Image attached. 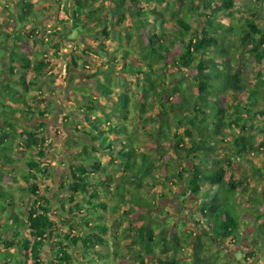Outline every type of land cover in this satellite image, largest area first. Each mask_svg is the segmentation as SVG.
I'll list each match as a JSON object with an SVG mask.
<instances>
[{
	"label": "trees",
	"instance_id": "trees-1",
	"mask_svg": "<svg viewBox=\"0 0 264 264\" xmlns=\"http://www.w3.org/2000/svg\"><path fill=\"white\" fill-rule=\"evenodd\" d=\"M103 1L75 0L76 9L72 12L76 23L75 28L78 29L79 34L84 36L96 34L90 23L101 24L102 34L109 37V33H113L112 40L115 46L98 42L97 47L100 52H97L91 47H94L96 44L94 42L98 40L94 38L93 41H90L85 38L87 45L81 48L82 55L71 57L69 62L75 68L78 67V60L90 64L87 58L91 57V52H93L92 57L100 64L99 70L102 73L94 78L95 90L99 98H92L82 93L74 95V98L76 97L86 109L83 116L84 123L91 131L85 133L89 135V139L85 145H82L78 153L79 166L73 165L72 182L69 188L75 194L77 192L88 194L90 199L87 200V203L89 206L102 211L105 210L103 199L98 202L92 200L98 197V191L93 186L104 179L107 183L106 186L104 185L105 191L113 194L118 202V180H113L112 175L108 172L103 174L105 177L99 174L106 169L107 165L97 157L100 154L109 159L118 156V164L110 165L109 172L118 170L122 182L129 177L130 180L140 183L143 187L156 188L158 192L149 198L148 203L144 196L133 193L131 198H128L130 195L127 194L123 205L127 202L131 206L141 208L142 211H150L156 206L149 202L154 198L165 196L166 189L171 193L170 184H176L174 179L184 180L186 174L187 196L196 206L190 215L196 228L185 233L181 228L175 226L174 231L169 232L172 226L164 225L167 223L164 221L163 226H160L157 235L154 236V228L160 225L156 220L158 217H164V214H159V216L155 214L154 217L144 216L145 221L134 228L135 236L131 240L134 244L139 245L137 251L144 252L142 254L136 251L140 264L146 262L144 255H155L154 249L158 247L165 248L163 252L169 250L171 252L169 257L164 256L163 258L162 254L158 256L156 258L158 264H177V262H171L170 259L178 255V248H181L182 242L187 246L190 257L183 264H228L229 258L221 257L217 248L220 245L239 243L240 222H244V220L241 216L242 212L239 211V205L243 201H240L241 203L238 201L240 193L236 186L237 183L233 180H225V175L227 169L235 163L240 169H242L243 163H250L252 152L258 153L260 150L264 156V124L263 132L260 134L258 132L250 133L248 126L241 123L244 119L240 115L242 110L251 114L253 108L259 103H261V108L257 113L264 115V89L259 91L260 94L258 97L256 96L257 98L255 97L253 100L247 98L242 101L240 95L248 93V87L242 74L236 69L237 62L231 55V45L228 41L229 36L236 37L239 45L246 49L245 51L255 62H262L264 60V20L250 17L240 25L230 26L234 0H177L182 3V16L174 20L175 25L172 23L169 25L161 12L155 6L150 5L153 1L161 2L162 0H113L108 11L116 16V20L115 22L108 20L109 23H107L103 17L107 12L102 4ZM142 3H146V5L144 6ZM33 6L34 4L30 1H20L16 11L17 19L21 20L20 29L11 33L3 32L5 35L1 37L3 41L7 39L12 42V50L9 54V72L12 82L0 90V120L2 123L0 125V201L5 202L4 205H0L2 213L0 215V244L5 249L2 251L3 258L0 257V264H105L100 261V258L86 259L76 252H74L76 260L78 257L80 259L72 260L68 251L70 246L80 245L81 252L85 253L95 246H106L105 240L93 230L105 233L107 228L105 224H94L92 232L82 236L74 234L71 228L74 225L80 227L81 224L89 227L86 217L76 218L79 220L74 221L65 213L63 218L65 226L63 225V227L53 220L47 204L44 202L45 196L38 194L37 183L40 182L42 174L45 172L43 164L30 159L27 162L28 172L22 175L25 183H31L29 192L34 196L33 208L25 218L12 208L13 196L5 190L6 185L5 187L3 185L5 180L16 181L15 176L12 175L18 166L12 163V153L14 151H31L41 145L40 142L43 141L39 131L32 129L22 130L16 135L12 134L15 129L13 120L19 118L27 120L30 117L45 119L47 117L48 105L33 107L29 106L26 100L30 85L34 84L33 81L27 79L26 73L30 72L34 76H40L51 66L49 56L43 55L44 57L39 61L32 62L27 46L22 49L23 35L31 34L30 25L35 22ZM126 14L132 22L134 31L142 29V37H134L132 30L125 29L126 26L131 27V22L130 24L126 23ZM81 15H85L86 18L81 19ZM195 15L197 16L196 22L199 23L200 19L203 23L200 28H193L190 24ZM224 21L228 26H225ZM116 27L118 29L114 31ZM165 37L172 39L171 45L175 43L182 45V50L177 55L171 54V45L164 41ZM130 45L139 49L140 59L133 54ZM18 51L26 58L18 59V53H16ZM182 69L195 70L189 79V85H184L183 80H170L175 79L171 74L166 76L169 70L179 72ZM67 70V73L70 74L71 70L69 68ZM125 74L135 78V86L141 91L142 100H137L135 104L137 119L143 121L154 116L158 128L152 132L153 138L157 143L167 142L170 150L172 141L177 140L173 143V151L177 155L182 152L186 159L190 158V164L187 163L184 169L175 172L169 171L170 174L164 176L162 157L170 150L164 149L162 146L158 148L161 157L152 160L144 152L138 153L131 139L128 142L118 143V145L115 143L121 137L122 132L125 134L127 132V124L126 126L121 125L119 128L118 125L121 120H125L127 123L128 109L127 101L124 99L126 94L123 93L125 86L123 84H116L114 88L110 86L115 75L117 78L120 76L122 82ZM174 82H177L175 87L170 89ZM20 87L24 91H21ZM75 91L79 90L76 88ZM166 93L169 94L166 95ZM253 93L255 92L250 91L248 95H253ZM39 95L40 93L36 95V99ZM174 98H177L178 101H173ZM145 99L149 101L148 105L143 103ZM102 115L106 118L99 122L98 119ZM112 119L116 122H113ZM114 123L117 125L114 126ZM45 125L42 121L36 127L39 129ZM235 127H239L241 132L236 133L231 130ZM226 129L234 134L232 142L224 141V137L220 135ZM179 130H182L183 136L190 139L191 145L187 146L183 137L177 134ZM171 131L173 132L171 133ZM222 144L229 147L227 149L230 150L229 158H209V155L215 153V148ZM88 149L93 151L91 158L94 175L99 172L96 177L97 181L93 184L90 183L91 177L83 165L84 161H87L85 155H87ZM43 153V150H38V155L42 156ZM260 161H262L261 166L245 170L254 185H251L248 190L244 188L243 191L246 192L241 193L242 195L247 193L244 197H249L251 204L257 206L256 210L254 205L250 208L252 212L249 215L254 219H259L260 213L264 212V158H261ZM166 164L167 162L164 165ZM7 166L11 171L3 173L1 169H5ZM75 171L78 172L77 176L74 175ZM162 176L164 177L161 179ZM160 180H167L170 184ZM109 181L110 183H108ZM88 186H92L89 192ZM73 195L68 198L56 196L55 200L62 211H64L66 201L73 202ZM185 208L187 207L185 206ZM245 214L243 213V215ZM72 219H75V216H72ZM20 230L24 232V235L19 233ZM256 230L255 233L249 232L247 236L243 235L250 247L247 252L242 254L241 259L237 260V264H253L256 253L264 252V237L260 235V229ZM191 237H195L194 242L190 240ZM203 241L206 245L211 244L215 247L214 252L205 249ZM15 247L20 258L10 251ZM45 248L51 250L49 255L45 254ZM95 255L100 256L99 253H95ZM162 258L163 260H161ZM251 258L253 262H250Z\"/></svg>",
	"mask_w": 264,
	"mask_h": 264
},
{
	"label": "rangeland",
	"instance_id": "rangeland-1",
	"mask_svg": "<svg viewBox=\"0 0 264 264\" xmlns=\"http://www.w3.org/2000/svg\"><path fill=\"white\" fill-rule=\"evenodd\" d=\"M21 0H0V10L3 9L4 6L7 7L8 14L4 13L3 10L0 11V33L8 32L11 33L14 31L13 23L16 21L17 27H20V19H16V10L18 8V3ZM31 1V0H25ZM34 1V0H33ZM113 0H104L102 4L106 8L107 12L104 13L103 17L109 23L108 20H112L115 22L116 16H113L108 8L113 4ZM33 12L35 14V22L31 24L30 30H32L31 34L27 36L23 35V43L27 46V50L29 51L30 57L32 58V62H37L43 55H47L50 57L51 66L48 71H43L40 76H34L30 72L26 73L27 79L33 81L34 84L30 85L29 94L27 96V104L33 107H40L48 105L47 117L45 119H40L38 117H30L27 120H22L19 118L18 120H13L14 131L12 134L16 135L18 132L22 130H35L39 131L40 137L43 139L41 145L37 148L32 149L31 151H14L12 153L14 165H17L14 174L15 182H8L5 180L3 185L5 190L10 192L13 196V209L18 211L22 217H26L27 213L33 208V200L34 196L29 192V188L31 183H25L22 175L25 172H28L27 162L30 159H34L44 166V173L40 179V182L37 183L38 186V194L40 196H45L46 200L44 202L47 204L49 214L51 218L56 222L60 223V226H65L64 223V214L70 216L71 220L76 221V218L86 217L88 220V226L83 224L80 227L73 226L71 229L74 234L87 235L92 232V227L94 224H105L106 231L105 233H100L97 230H93L96 234H100L99 236L105 240L106 246H95L92 250H89L87 253L84 251L81 252V246H70L68 251L72 256V260H76L75 253H80V256H84L86 259L91 258H100L101 262H105V264H140V259L137 257V252L144 253L140 251L139 245L134 244L131 240L133 236H135V229L140 224L145 221L144 216L148 215V217L159 216V214H164V217H158L156 220L160 223L159 227L154 228V236L157 235L158 229L160 226L162 227L163 222L167 223L164 225L172 226L169 232L174 231V227L178 226L181 228L183 232L186 233L188 230H194L196 225L193 223L191 219V213L196 209L192 199L188 198V192L186 190L187 182L184 180H177L175 185L170 184L169 181L165 180L167 184H170V192L165 190V196L158 197L157 199H153L149 202V204H154L156 206L153 210L142 211L141 208L131 206L124 201L126 200L127 194L128 198H131V194L137 193L139 196H144L147 198V203L149 198L154 194H157V189H151L147 186L141 185L140 183L127 179L122 182L121 177H119L120 172H109L110 165L118 164V156L114 159H109L104 157L103 154L97 156L100 158L101 162L106 164L105 170L102 173H99L102 177H105L103 174L108 172L112 175V179L118 180L117 185L119 186L117 192L118 202L114 198L113 194L107 193L104 187L107 185L104 179L97 182L93 187L98 191V197L92 200L93 202H98L100 200L105 202V210L98 211L99 208L93 209L92 206H89L87 200H89V196L86 193L77 192L76 194L70 190L71 185V177L73 176V165H78L80 162L78 161V153L82 145H85L89 139V135L85 133L87 131H91L88 125H85L83 116L86 113V109H84L81 102L74 98V95L77 96L78 93H82L91 96L92 98H99L95 90V81L94 78H97L99 75H102L99 70V63L93 59V52L91 57H88L87 60L90 64H85L81 60H78V67L75 68L69 64L71 61V57H76L82 55L81 48H84L87 43L85 38L90 41H93L94 38L98 41L94 47L91 49L100 52L97 47V43H105L111 46H115L113 38V33L110 32V36L107 37L102 34L101 24H97L91 22L90 26L93 27V30L96 31V34L91 35H82L79 34L77 28H75V20L73 19L72 12L76 9L75 0H35L33 2ZM144 6L146 3H142ZM150 5L155 6L161 14L164 16V20L167 21V24H174V20L182 16V3L177 0H162L161 2L153 1ZM94 11V10H93ZM13 12L14 15L11 13ZM11 16L14 21L11 20ZM256 18L258 20H264V0H234L233 7V16L230 26L240 25L247 18ZM85 15H81V19H85ZM127 21L126 23L130 24L131 20L126 14ZM150 20H152L150 18ZM197 16L195 15L190 24L193 28H200L203 26L202 21L199 19V23L196 22ZM105 23V24H107ZM225 26H228L227 22L224 21ZM175 25V24H174ZM107 26V25H106ZM108 29L111 28L108 25ZM117 27L116 30L117 31ZM127 31L132 30V34L135 36H143L142 29L138 31H134L132 22L131 27L125 28ZM72 39V40H70ZM0 88L4 85H8L7 80L12 78L11 75L8 74L7 64L4 60V55L7 53L5 51V45L2 43V39H0ZM172 40V39H171ZM169 37H165L164 41L168 44L171 42ZM134 42V39L132 40ZM145 43V40L143 41ZM231 45L232 57L237 62L236 69L242 74L243 80L248 87V93H242L240 95L242 101L250 98L253 100L258 94H260V90L264 89V60L260 63L255 62L254 59L245 51L246 49L239 45V41L236 37L229 36V41ZM114 44V45H113ZM123 45H126L122 43ZM58 45V47H56ZM171 45V44H170ZM8 46V45H7ZM91 46V45H90ZM131 46V45H130ZM182 45L179 43L172 44L171 54L177 55L182 50ZM132 52L135 54L137 58L140 59V54L138 53L139 49L136 46H131ZM17 58H26L20 51L16 52ZM6 56V55H5ZM118 57V55H117ZM2 58V59H1ZM93 64V65H92ZM92 65V66H91ZM94 66V67H93ZM70 69V74L67 73V69ZM96 70V71H94ZM195 73L193 69H182V71L174 72L173 70H169L166 76L171 74L175 79L170 80H183L184 85L190 84V77ZM124 77V76H122ZM121 77L117 78V75L114 76L113 82L110 87H115L116 84H123L125 87L123 88V93L126 94L124 99L127 101V123L125 120H121L118 128L121 125L126 126L127 124V132L121 133V137L115 142L118 143L128 142L133 140V144L136 147V151L144 152L154 160L157 157H161L159 155L160 146L164 149H169L168 143L164 141H160L159 143L155 142L153 138V133L157 128L156 118L150 116L145 120L137 119L135 104L137 100L141 99V91L139 88H136V80L129 74H125L121 82ZM132 82H134L132 84ZM177 82L170 87H175ZM10 85V84H9ZM80 87V88H79ZM191 87V86H190ZM79 91H75V89ZM85 88V89H82ZM3 89V87H2ZM1 90V89H0ZM21 91H24L23 88L20 87ZM255 92L253 95H248L249 92ZM38 99H36V95L39 94ZM169 93H166L168 95ZM256 97V98H257ZM229 97L227 96V99ZM44 101H40V100ZM40 101V102H39ZM175 102L178 99L174 98ZM144 104H149V101L145 99L143 101ZM261 103L257 104L255 108H253V112L250 114L245 110L240 112V115L243 116L242 124H246L248 126V131L250 133H261L263 132V124H264V115H260L257 111L261 108ZM146 105V106H147ZM88 113V112H87ZM96 115V114H95ZM97 116V115H96ZM98 117V116H97ZM172 117V115H171ZM1 118V117H0ZM23 118V117H22ZM105 116H101L98 120L102 122L105 120ZM152 118V119H151ZM24 119V118H23ZM94 120V119H92ZM113 122H116L112 119ZM44 122L45 127L39 129L36 127L39 123ZM0 125H2L0 120ZM106 125V124H105ZM117 124L114 123V126ZM173 130V128H172ZM231 130L237 132H241L239 127L232 128ZM173 131H171L172 133ZM178 135H181L184 139V142L187 146L191 145V141L189 138L183 136L182 130H179ZM224 137V141H231L234 138V134L224 130L221 134ZM172 141V149L164 155L162 168L164 169L165 174H170L169 171L175 172L176 170H182L186 167V164H190V158L186 159L184 157V153L180 152L178 155L173 151L174 142ZM106 145V143H105ZM41 148V149H40ZM229 147L222 144L215 148V153L213 155H209V158H229L230 150H227ZM38 150H43L42 156L38 155ZM100 153V152H99ZM93 151L91 149L87 150V155H85L86 160L83 165L85 170L89 173L91 179L90 183L93 184L97 181L96 173L94 175V171L92 170V157ZM252 159L250 163H243L241 168H238V164L231 165L227 169L225 180L234 181L237 183V189L239 191L238 201H243L239 205V211L242 212L241 216L243 217L244 222H240V239L239 243L236 245H220L217 249L220 251V256H226L229 258L228 264H237V260L241 259L242 254L249 250V244L246 243V240L243 238V235L249 232L257 231L256 229H260V235L264 237V212L260 213L259 219L252 218L249 214H251L250 208L254 205L255 210L257 206L255 204H251V201L248 198L244 197L247 193L241 194L244 188L250 189L251 185H254L251 177L245 172V170H249L253 167H259L262 165L261 158H264L262 152L259 150L258 153L252 152L250 156ZM165 162H167L166 165ZM170 169V170H169ZM3 173L10 172L11 169L7 166L5 169H1ZM112 171V169H111ZM74 175H78V172L75 171ZM231 175V176H230ZM41 176V173H40ZM160 177L161 179L164 177ZM172 179V178H171ZM170 179V180H171ZM107 180V179H106ZM165 182L164 180H160ZM110 183V181L108 182ZM105 185V186H104ZM260 187V186H259ZM88 192L92 186H88ZM259 189V188H258ZM26 190V191H25ZM127 190V192H126ZM245 190V189H244ZM261 191V190H260ZM73 195V202H65L64 211L60 209L59 204L56 202V196L68 198ZM157 196V195H156ZM123 202V203H122ZM143 203L144 200H143ZM5 202L0 201V205H4ZM185 206L187 208H185ZM122 213L119 214V212ZM250 210V211H248ZM98 212V213H97ZM100 212V213H99ZM4 213V212H3ZM243 213H246L243 215ZM156 214V215H155ZM0 215L2 213L0 212ZM249 215V216H248ZM72 216H75V219H72ZM102 216L101 218H99ZM79 220V219H78ZM77 220V221H78ZM73 225V224H71ZM255 228H254V226ZM254 229V231H253ZM262 232V234H261ZM19 233L24 235L22 230ZM168 235V233H167ZM12 236V235H9ZM190 240L192 242L195 241V237H191ZM204 243V241H203ZM169 246V245H168ZM204 248L213 251L216 249L211 246V244L206 245L204 243ZM165 248L158 247L154 249L155 255H144L145 256V264H158L156 258L158 256L169 257L171 255L170 250L168 252H163ZM5 249L0 244V252ZM187 246L181 243V248H178V255L174 258L170 259L171 262H177V264H183L185 260H188L189 253L187 251ZM13 254H16L17 258L19 257V252L17 248H13L10 250ZM137 251V252H136ZM46 255L51 253V250L47 248L44 249ZM95 253H99L100 256H94ZM3 252L0 253V257L3 258ZM51 257V256H50ZM20 258V257H19ZM163 258L161 260H163ZM80 257L77 258L78 261ZM255 262L253 264H264V252L259 251L256 253ZM252 258L250 262H253ZM152 261V262H151ZM220 261V259H219ZM222 262V261H221Z\"/></svg>",
	"mask_w": 264,
	"mask_h": 264
},
{
	"label": "crops",
	"instance_id": "crops-1",
	"mask_svg": "<svg viewBox=\"0 0 264 264\" xmlns=\"http://www.w3.org/2000/svg\"><path fill=\"white\" fill-rule=\"evenodd\" d=\"M13 2L15 1V0H12ZM22 1V0H21ZM35 1V0H34ZM33 0H31L30 2H34ZM7 5L6 6H4L3 7V12L4 13H6V14H8L9 13V11H7ZM2 10H0V11H2ZM17 10H18V8H17ZM16 10V11H17ZM11 13V12H10ZM12 15H14V13L12 12L11 13ZM16 15V14H15ZM17 19V16H16V18H15V20ZM10 21H14L13 20V18H12V16H11V20ZM13 27H14V31H17V30H19L20 28L19 27H17V23H16V21L13 23ZM5 33H8V32H5ZM2 35H5V34H3V32H1L0 33V39H2L1 37H2ZM1 41V40H0ZM2 42H3V45H5L6 47H5V51L7 52V53H5V55H4V60H5V62H6V64H7V71H8V74L10 75V72H9V68H10V63H9V54H10V51L12 50V42L9 40V41H7V39L6 40H2ZM8 45V46H7ZM25 48V45H24V43H23V46H22V49H24ZM0 53H1V51H0ZM2 59V58H1ZM12 81H11V78H9L8 80H7V83H11ZM5 86V85H4ZM4 86H2V87H4ZM2 87L0 88V89H2ZM42 120V119H41ZM2 262V261H1Z\"/></svg>",
	"mask_w": 264,
	"mask_h": 264
}]
</instances>
